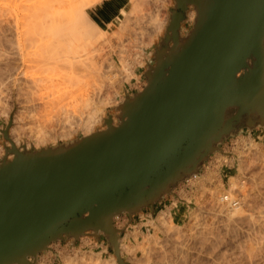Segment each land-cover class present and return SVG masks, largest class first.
Returning a JSON list of instances; mask_svg holds the SVG:
<instances>
[{
	"label": "water",
	"instance_id": "95a60500",
	"mask_svg": "<svg viewBox=\"0 0 264 264\" xmlns=\"http://www.w3.org/2000/svg\"><path fill=\"white\" fill-rule=\"evenodd\" d=\"M174 2L146 85L116 107V124L108 115L104 130L70 143L4 147L0 264H34L51 243L89 231L126 264L115 217L153 207L226 136L264 128V0Z\"/></svg>",
	"mask_w": 264,
	"mask_h": 264
},
{
	"label": "rangeland",
	"instance_id": "374dc122",
	"mask_svg": "<svg viewBox=\"0 0 264 264\" xmlns=\"http://www.w3.org/2000/svg\"><path fill=\"white\" fill-rule=\"evenodd\" d=\"M64 1L65 0H0V15L2 14L0 17L1 19L0 22L2 21L1 22L2 24H0V33H1L0 37L1 38L3 37L4 33L2 32H4L3 29H5L3 27L1 28V25H3L4 27H9L12 30V34L14 33L13 35H11V32L5 33V34H10L8 37H10V39L12 40L11 44L13 43L12 46L10 45L11 47L9 46L10 48L8 47L7 43H5L7 46L4 44V41H3L4 39L0 38V55H2L0 56V67H1L0 71L1 70L3 71V72L1 71L0 74L4 73V70H6L5 74L8 73L7 75L10 76L8 78L9 82L5 84L6 87L5 85L0 87V94H1V97H0V147L2 148V149L0 148V157L4 155V147H9L11 146L10 145L11 143L13 144L11 139L17 137L18 132H19L18 134L19 138L17 137V139L21 144L18 145L20 148L18 146L16 148L19 150H22V149L39 150L40 148H45L47 146L54 147L58 144L70 143L78 138L86 136L84 135L85 134L84 132H82L81 130H78L77 132L71 134L70 137H65V138L57 137L54 140L53 139L48 140L45 144L44 143L37 144L35 137L33 135V132L31 131L32 128H34V126L36 125L37 119L40 120L44 118V120L43 119L40 120L41 121L40 123L43 124V121H46L47 123L49 119H52L53 117L52 115L55 113V111L57 113L59 112L58 107L60 106H63L64 108H69L71 110V107L73 106L75 107L77 105L76 108L81 109L80 108L81 106H79L81 105L80 101L82 100V98L80 97L81 93H82L81 96L84 94L82 97L86 98L88 93H91L93 95L94 94L93 92L96 91L95 96L99 99L100 97L102 98L100 99L101 111L98 114L101 117L100 119L102 121L100 120V123L96 126L97 128L95 129V131L104 130L106 128L104 124V120L108 117V115H110L112 119L114 118V122L112 121V124L114 123L116 124L118 122L116 116L119 112L116 109V107L120 103H122L125 96H132L134 93L142 90L143 87L146 85V79L144 77V73L147 70L148 65L153 64L152 58L154 55V49L160 37L163 36L165 32V28L168 24L165 22V24H163L162 29L159 30L156 28L155 22L158 21L159 18H160L159 21L162 19H168L169 11L167 9V6L170 5L169 3L171 0L170 1L160 0L161 2L158 0H157L158 2H155V0H150V1L146 0L145 2L147 3L142 1L145 3L144 5L141 2L142 11H138L136 14L135 13L129 14L130 16L127 13L126 14L127 16L123 18V21L119 24V26H116L115 28L112 29V31L106 33L108 35L105 34L103 35V37L100 36L99 39H97V43L95 44L92 43L93 45L92 44L90 45L89 43H86V41H84V44H86V48L84 46V48H82V51H81V52H84L83 49H85L84 53L81 54L80 51L79 53H76L78 52L76 51L74 54L73 52L75 50L71 51L73 54L71 53L70 56L64 55L66 54L64 53L63 54L64 57L62 58L63 59L65 58L66 60L64 59L63 61V59L60 57V59L62 60V61H58V63L60 62V65L57 63L59 66L56 64L55 67H52L54 66L53 64H55L53 63V60H52V63H53L52 64L51 62H49V59L47 60V57H44L45 54L39 49L40 47L39 44L41 43L40 33L43 32L44 31L43 28L49 24L50 20L52 19L53 12L56 10V8L59 9L58 4L61 5L62 3H64ZM100 1L101 0H84L83 3L86 4L85 10L87 14L89 13L90 18H92V14L90 13V10L92 9L96 10L98 8L96 6L100 3ZM148 2L150 3L148 4ZM80 3H82V1ZM80 3H78V5ZM159 3H162V4H159ZM52 4H55V5L52 6ZM172 4H173V0H172ZM80 5H83V4H80ZM161 5H162V8H161ZM60 9L58 11H65V10H62L63 8L61 10ZM143 9L144 10L146 9V10L143 11ZM149 9L150 11H148ZM159 9L161 10L157 11ZM164 10L165 12L163 13L162 11ZM140 12H141V15H140ZM142 12H145V14ZM154 14L158 15V17H156V15ZM56 15L60 16L58 13H56ZM63 15H64V12H63ZM142 15H145V16H142ZM150 17H151V20L153 21V24L152 22H150L151 21ZM135 18L136 20H134ZM45 20H48V21L45 22ZM192 23H193L192 21L184 23V25L181 28L182 36H184L189 31V29L192 26ZM130 26H131V29L129 28ZM132 26H133V29H132ZM115 31H116V34L114 35ZM141 34L142 36H140ZM119 38H122V39H119ZM127 41L128 43H126ZM126 44H128L127 45L128 47L126 46ZM94 46H96L95 47L96 52H95V49L94 51L92 49ZM119 47L121 49H119ZM59 50H61L62 53L63 51H65V50H62V48H60ZM61 51H59V53ZM77 54H79V56ZM84 57H85L86 62H84L85 61L83 59ZM1 58L3 59V61ZM69 58H71V60H69ZM102 58L104 60H102ZM72 59H74L75 61ZM118 60L119 61L121 60L120 61L121 63ZM47 61L51 64H47ZM70 61H71V66L72 67L75 66L74 67L75 69H76L77 63L76 65L73 66V64H75L74 62H79V66L77 65L78 67H82L81 64L82 62H84L82 65H86L84 68L85 70H82L83 68L78 69V67H77L78 70L77 69L75 70L74 68L70 67L69 65ZM96 61L97 63L95 64L99 63L98 65H101L99 66L100 67L99 75H101L100 77L99 75L96 76L94 74L95 76H93L92 74L93 72V70H91L92 65H93L92 63ZM102 62L103 64H101ZM105 63H106V66H105ZM121 64L123 66H120ZM90 65H91V69L89 68ZM56 66H58V68ZM111 66H113V68H111ZM7 68L9 71L7 70ZM109 68H111L110 69L111 71H109ZM73 69L75 70V72H78L77 77H75L77 75L75 72L72 73L74 71ZM10 70L12 72H10ZM88 70H90V72ZM84 72L85 73L89 72V76L88 74H86L87 77L85 78ZM71 73L73 76L70 77ZM125 74H128V75H125ZM78 77L83 80V83L80 82L82 80H79ZM63 78H66V80ZM70 78H73V79L78 78L77 79L78 81L75 80L73 83V79H70ZM105 78H108V79H105ZM62 79L64 80V82ZM49 80L51 81L49 82ZM66 82H68L69 84ZM92 84H96V85H92ZM65 85L67 86V88L69 87L66 91H65V88H66ZM18 88L20 89L18 90ZM94 89L95 91H92ZM20 90L22 91V93L20 92ZM73 91H75L76 93L75 95H73L74 93ZM86 91H88V93ZM63 92H66V93H63ZM69 92L70 94H68ZM63 95H66V96H63ZM107 96L110 97V99ZM52 97H54L53 100H52ZM73 98L75 100L76 98H78L79 104H78V101L77 100L75 101ZM71 100H74L75 103L77 104L74 105V101H71ZM70 101H71V104H70ZM33 103H35L36 105L35 104L33 105ZM66 105H69V107H66ZM43 106H45V108ZM55 107L58 108V111L55 109ZM63 107H61V109ZM42 109H45L46 111L45 110L42 111ZM50 111L51 113H49L48 115V112ZM45 112L47 113V115ZM8 125L9 127H8L7 132H8L9 139L7 141L5 140L3 136V130L6 129ZM47 125H49V123ZM254 144H255V147H254ZM218 147H219V150H216L213 153H211L206 158V160L202 163V165L199 167L195 175L197 176L196 179L193 177H190L188 179H183L182 181H179L178 183L174 185V187L172 188L169 194L164 195L163 198L159 202H156L151 208L147 207L141 210L140 212L132 215L130 218L126 214H122L113 219V225L118 230L119 239H122L124 244L128 246L130 245L129 248L131 249L133 248V250L134 248H136L132 252V254L131 252L129 253V251H122V255L120 254V257L123 259V261L126 264H132V263L133 264H141V263L145 264L146 261L150 262V264L156 263L155 256L151 257V254H150L149 258L151 259L149 260L148 258L149 260L148 261L146 257L143 255V252L145 254V249L142 248V246L140 247L139 245H137L131 237H128V238L126 237L127 234H131V232L133 233L135 231H138L136 233L137 234L139 233L138 235L141 241L142 240L147 241L148 240L147 238L150 237L149 234L151 233L152 235L153 233L156 235L157 245L154 244V247L153 245H150V246H152V249L156 248L157 251L159 250L161 254L164 253L163 255L165 259L160 260V264H163V263L165 264H264V258H263L264 257V234H263L264 226L263 228L258 227L259 221L261 222L263 221L262 223L261 222L260 223L264 225V216H263L264 212H261V211H264L262 210L264 209V202H263L264 200L263 199L264 198V159H263L264 158V128L257 127L253 130L243 129L242 131L228 135L222 139V142L218 145ZM11 157H12L11 155L8 156L9 159ZM239 160L242 161L241 162L242 170L240 172V185H241V191L242 190L243 191L241 192L239 190V191L234 192L235 197H236L235 199L237 201L235 203L241 206L243 210L244 209L246 210L244 213L247 215V220L248 222L250 221V225L246 221L242 222V220H240V217L238 218V216H236L234 220H231L232 222L230 221L228 222V220L227 221L225 220L224 216L223 218H221L223 214L221 212H217L219 210H217L215 207L210 208L212 203H211V198L209 197L210 196L209 194L212 191L214 192V190L217 191L220 188L227 189L229 187L227 180L230 176H235L238 173L237 167L239 165ZM242 193H244L245 197ZM245 198L247 199L245 200ZM247 201H248V204H247ZM252 204L256 205V208L255 206H252ZM261 206L263 208H261ZM259 208H261L260 211H259ZM162 211H168L170 213L172 212L171 214H169L170 218L166 217L167 218L166 222L170 223L171 227H168L169 224L168 226L161 227L160 224L156 225L154 223L153 221L154 218H156L158 214H160V212ZM169 219H170V222H169ZM221 223L223 224L221 225ZM223 225H225L227 228ZM154 226H156L157 229ZM89 232H87L83 236H80L76 240L72 238H64V240L56 241L58 243L53 242L49 245L47 251H42L38 253L34 258L32 257L29 258V260L33 262L34 264H41V263L42 264H70V263L80 264L81 262L82 264H91L92 262H93L92 264H99L100 260L101 262L102 261L106 262V264H113L111 262L113 258L115 257V255L106 237L102 233H99L98 234L99 236L95 237L94 234L91 233V231ZM234 232L235 234H233ZM213 237L214 238L216 237L215 238L216 240ZM146 241L144 243L147 245L148 241L147 242ZM213 241L215 244L213 243ZM166 242H169V243H166ZM255 243L256 244L258 243V244L256 245ZM137 247H140V249L139 248L137 249ZM165 254H167L171 259ZM260 254H261V257H260ZM66 258L68 260H66ZM115 260L117 264V259ZM164 260L166 261L168 260V261L164 262ZM102 264H105V263H102ZM146 264H149V263H146Z\"/></svg>",
	"mask_w": 264,
	"mask_h": 264
},
{
	"label": "bare ground",
	"instance_id": "6f19581e",
	"mask_svg": "<svg viewBox=\"0 0 264 264\" xmlns=\"http://www.w3.org/2000/svg\"><path fill=\"white\" fill-rule=\"evenodd\" d=\"M82 1V3H80ZM78 0V1H76V0H68V1H64V3H62L61 5L60 4H58L59 5V7H58V5H57V7L60 9H62V10H65V11H58L59 9H57L56 8V10L53 12V15H52V19L50 20V22H49V24L47 25V26H45L44 28H43V32H41L40 33V40H41V43L39 44V49L45 54V56L44 57H47V60L49 59V62H51L52 63V60H53V63H55V64H53L54 66H52V67H55V65L58 63V61H62L61 59H60V57L62 58V57H64V55H68V56H70L71 55V51L73 50H75L73 53L75 54V52L76 51H78V52H76V53H79V51L81 52L82 51V48H84V46H85V48H86V44H84V41H86V43H89L90 45L92 44V43H97V39H99V37L100 36H102L103 37V35H105L106 33H108V32H110V31H112V29L113 28H115L116 26H119V24L123 21V18L125 17V16H127L126 14L128 13V15L129 14H136L138 11H142V4H144L145 5V3H147V2H145L146 0H101L100 1V3L96 6V7H98L97 9H96V11L95 12H97V14L99 15V16H101L102 18H103V20H105L106 21V26L105 25H103V23L102 22H97L96 21V19H95V17H94V15L92 14V18H90V15H89V13L87 14V12H86V10H85V6H86V4H84L83 2H84V0ZM142 1H144V2H142ZM147 1H150V0H147ZM158 1H160V0H158ZM157 0H155V2H158ZM168 1H170V0H168ZM141 2H142V4H141ZM154 2V3H155ZM161 2V1H160ZM78 3H80V4H83V5H78ZM150 2H148V4H149ZM153 3V4H154ZM164 3V2H163ZM157 4V3H156ZM159 4H162V3H159ZM158 4V5H159ZM166 4V3H165ZM170 5H168L167 6V9H168V11H169V13H168V19H162V20H160L159 21V19H158V21H156L155 22V26H156V28L157 29H162V27H163V24H165V22L166 23H168L169 22V18H170V10H171V8H173L174 6H175V2H174V0H173V4H172V0L170 1V3H169ZM55 4H52V6H54ZM143 5V6H144ZM141 6V7H140ZM155 6V5H154ZM160 6V5H159ZM157 7V6H156ZM145 8V7H144ZM147 8V7H146ZM155 8V7H154ZM160 8V7H159ZM161 8H162V5H161ZM60 9V10H61ZM156 9V8H155ZM155 9H154V11H155ZM146 10V9H145ZM144 9H143V11H145ZM161 9H159V10H157V11H160ZM163 10V9H162ZM148 11H150V9L148 10ZM62 12V13H61ZM63 12H64V15H63ZM163 13L165 12V10L164 11H162ZM1 13H2V11H1ZM56 13H58L60 16H58V15H56ZM68 13H69V15H68ZM91 13V12H90ZM142 13H144L145 14V12H142ZM150 13V12H149ZM153 13V12H152ZM159 13V12H158ZM162 13V14H163ZM96 14V15H97ZM151 14V13H150ZM157 14V13H156ZM156 14H154V15H156ZM161 14V13H160ZM2 15V14H1ZM1 15H0V17H1ZM140 15H141V12H140ZM152 15V14H151ZM130 16V15H129ZM137 16H139V15H137ZM142 16H145V15H142ZM141 16V17H142ZM136 17V16H135ZM149 17V16H148ZM155 17V16H154ZM156 17H158V15H156ZM194 17H195V14H194V11H193V9H188V13L186 14V20L188 21V22H193L194 23ZM144 18V17H143ZM143 18H142V20H143ZM146 19V18H145ZM1 20V19H0ZM128 20V19H127ZM134 20H136V18L134 19ZM133 20V21H134ZM139 20H141V19H139ZM150 20H151V17H150ZM167 20V21H166ZM4 21V20H3ZM46 21H48V20H45V22ZM126 21V20H125ZM129 21V20H128ZM2 22V21H1ZM0 22V24H2ZM44 22V23H45ZM150 22H152V24H153V21L151 20ZM129 23V22H128ZM192 23V24H193ZM168 25V24H167ZM183 25V24H182ZM5 28V29H3V31L4 32H2V33H4V35H3V41H4V44L5 43H7L8 44V47L11 45H13V43L11 44V42H12V40L10 39V37H8L10 34H5V33H9V32H11V35H13L12 34V30L9 28V27H4L3 25H1V28ZM137 27H138V25H137ZM127 28V27H126ZM130 29H131V26L129 27ZM140 28H142V27H140ZM116 29H118V28H116ZM122 29V28H121ZM124 29H125V27H124ZM132 29H133V26H132ZM149 29V28H148ZM164 29V28H163ZM17 30V29H16ZM15 31V30H14ZM13 31V32H14ZM117 31V30H116ZM116 31H115V33H114V35L116 34ZM137 31V30H136ZM134 32V31H133ZM138 32V31H137ZM118 33V32H117ZM143 33V32H142ZM149 33V32H148ZM1 34V33H0ZM15 34H16V32H15ZM121 34V33H120ZM129 34V33H128ZM130 34H132V33H130ZM140 34V33H139ZM152 34V33H151ZM106 35H108V34H106ZM111 35H112V33H111ZM124 35H125V33H124ZM164 35V34H163ZM2 36V35H1ZM140 36H142V34L140 35ZM155 36V35H154ZM110 37V36H109ZM113 37V36H112ZM123 37V36H122ZM1 38V37H0ZM1 38V39H2ZM117 38V37H116ZM151 38V37H150ZM101 39V38H100ZM103 39V38H102ZM119 39H122V38H119ZM83 42H82V41ZM131 40V39H130ZM141 40H143V39H141ZM15 41V40H14ZM13 41V42H14ZM99 41V40H98ZM109 41V40H108ZM107 41V42H108ZM81 42H82V44H81ZM119 42V41H118ZM122 42V41H121ZM146 42V41H145ZM125 43V42H124ZM126 43H128V41L126 42ZM134 43V42H133ZM142 43V42H141ZM116 44H118V43H116ZM6 45V44H5ZM93 45V44H92ZM124 45V44H123ZM128 44H126V46H127ZM131 45V44H130ZM135 45H136V43H135ZM144 45H146V44H144ZM7 46V45H6ZM10 46V47H11ZM83 46V47H82ZM9 47V48H10ZM69 47H71V48H69ZM95 47L96 46H94L92 49H93V51H94V49H95ZM128 47V46H127ZM136 47V46H135ZM60 48H62V50H65V51H63V53H62V51L61 50H59ZM70 49V50H69ZM106 49V48H105ZM119 49H121L120 47H119ZM123 49V48H122ZM69 50V51H68ZM84 50V52H85V49H83ZM103 50V49H102ZM59 51H61L60 53H59ZM122 51V50H121ZM120 51V52H121ZM129 51V50H128ZM70 52V53H69ZM84 52H81V54L82 53H84ZM95 52H96V49H95ZM99 52H101V51H99ZM98 52V53H99ZM123 52V51H122ZM64 53H66V54H64ZM69 53V54H68ZM72 53V54H73ZM139 53H141V52H139ZM3 54H4V52H3ZM47 54V55H46ZM64 54V55H63ZM80 54V55H81ZM101 54V53H100ZM119 54H121V53H119ZM137 54V53H136ZM63 55V56H62ZM78 56H79V54H77ZM141 55V54H140ZM0 56H2V55H0ZM84 56V55H83ZM97 56V55H96ZM105 56V55H104ZM120 56V55H119ZM132 56V55H131ZM4 57V56H3ZM67 57V56H66ZM73 57H74V55H73ZM98 57H99V55H98ZM117 57V56H116ZM6 58H8V57H6ZM68 58V57H67ZM79 58V57H78ZM82 58V57H81ZM95 58V57H94ZM101 58V57H100ZM103 58H105V57H103ZM102 58V60H104ZM119 58V57H118ZM121 58V57H120ZM133 58V57H132ZM142 58V57H141ZM2 59V58H1ZM63 59V58H62ZM65 59V58H64ZM64 59H63V61H64ZM84 60H85V57L83 58ZM51 60V61H50ZM66 60V59H65ZM69 60H71V58H69ZM72 60H74V59H72ZM80 60H82V59H80ZM79 60V61H80ZM106 60V59H105ZM124 60V59H123ZM122 60V61H123ZM138 60V59H137ZM2 61H3V59H2ZM75 61V60H74ZM76 61H78V60H76ZM101 61V60H100ZM108 61V60H107ZM119 61V60H118ZM121 61V60H120ZM119 61V62H120ZM125 61V60H124ZM48 61H47V64H51V63H49ZM68 62V61H67ZM73 62V61H72ZM84 62H86V60L84 61ZM84 62H82V64L84 63ZM109 62V61H108ZM143 62V61H142ZM8 63V62H7ZM61 63H63V62H61ZM75 64H73V66L74 65H76V63H77V65L79 66V62H74ZM95 63H97V61L96 62H93L91 65H92V69H91V65H90V67L89 66H87V67H89L91 70H93V72H92V74H93V76H98L99 74H100V67L99 66H101V65H98V64H95ZM121 63V62H120ZM59 65H60V62L58 63ZM57 64V65H58ZM81 64V63H80ZM81 64V66L82 67H78L77 65H76V69H77V67H78V69L80 68H83L82 70H85L84 68H85V66L86 65H82ZM86 64H88V63H86ZM101 64H103V62L101 63ZM110 64V63H109ZM140 64V63H139ZM4 65V64H3ZM58 65V66H59ZM69 65H70V67H72L71 66V61H70V63H69ZM125 65V64H124ZM5 66V65H4ZM58 66H56L57 68H58ZM65 66H66V64H65ZM105 66H106V63H105ZM108 66V65H107ZM120 66H123L122 64L120 65ZM75 67V66H74ZM74 67H72V68H74ZM1 68V67H0ZM60 68V67H59ZM62 68V67H61ZM111 68H113V66H111ZM111 68H109V71H111L110 69ZM64 69V68H63ZM75 69V68H74ZM73 69V70H74ZM75 69V70H76ZM77 69V70H78ZM86 69H88V68H86ZM7 70H8V68H7ZM75 70L72 72V73H74L75 72ZM117 70V69H116ZM119 70V69H118ZM2 71V70H1ZM1 71H0V73H1ZM9 71V70H8ZM71 71H72V69H71ZM70 71V72H71ZM80 71V70H79ZM87 71V70H86ZM85 71V72H86ZM89 72H90V70H88ZM120 71V70H119ZM124 71V70H123ZM3 72V71H2ZM10 72H12L11 70H10ZM84 72V73H85ZM89 72H87V73H85V75L86 74H88V76H89ZM6 73V70H4V73H2V74H0V87L1 86H3V85H5L6 83H8L9 81V77L10 76H8L7 74H5ZM72 73H71V75H70V77L71 76H73L72 75ZM76 74L78 73V72H75ZM79 73H81V72H79ZM84 73H83V75H84ZM102 73V72H101ZM116 73V72H115ZM130 73V72H129ZM13 74V73H12ZM95 74V75H94ZM104 74V73H103ZM80 75V74H79ZM83 75H81V76H83ZM84 75V77L86 78L87 77V75L85 76ZM125 75H128V74H125ZM78 76V74L75 76V77H77ZM80 76V77H81ZM101 75H99V77H100ZM91 77V76H90ZM110 77H112V76H110ZM117 77V76H116ZM128 77V76H127ZM74 78V77H73ZM73 78H70V79H73ZM79 78V77H78ZM78 78H76V79H73V83H74V81L75 80H77ZM93 78V77H92ZM91 78V79H92ZM63 79H65L66 80V78H63ZM62 79V80H63ZM70 79H69V81H70ZM88 79V78H87ZM90 79V80H91ZM100 79V78H99ZM105 79H108V78H105ZM111 79V78H110ZM79 80H82V79H80L79 78ZM89 80V79H88ZM95 80V79H94ZM101 80V79H100ZM51 80H49V82H50ZM58 81V80H57ZM68 81V80H67ZM78 81V80H77ZM98 81V80H97ZM111 81V80H110ZM11 82V81H10ZM63 82H64V80H63ZM80 82H82L83 83V80L82 81H80ZM94 82V81H93ZM54 83V82H53ZM57 83V82H56ZM55 83V84H56ZM66 83H68V82H66ZM71 83V82H70ZM86 83H88V82H86ZM95 83H97V82H95ZM101 83V82H100ZM69 84V83H68ZM99 84V83H98ZM103 84V83H102ZM102 84H100V85H102ZM67 85V84H66ZM65 85V86H66ZM87 85V84H86ZM89 85H90V83H89ZM92 85H96V84H92ZM91 85V86H92ZM53 86V85H52ZM57 86V85H56ZM85 86V85H84ZM88 86V85H87ZM5 87H6V85H5ZM54 87V86H53ZM58 87H60V86H58ZM86 87V86H85ZM89 87V86H88ZM103 87V86H102ZM104 87H105V85H104ZM113 87V86H112ZM3 88V87H2ZM7 88H9V87H7ZM63 88H64V86H63ZM69 88V87H68ZM67 88V86H66V88H65V91L68 89ZM87 88V87H86ZM96 88H97V86H96ZM95 88V89H96ZM101 88V87H100ZM109 88V87H108ZM114 88V87H113ZM20 88H18V90H19ZM95 89L94 90H92V91H95ZM4 90H6V89H4ZM70 90H72V89H70ZM87 90V89H86ZM89 90V89H88ZM107 90V89H106ZM2 91V90H1ZM25 91V90H24ZM20 92L22 93V91L20 90ZM27 92V91H26ZM74 93H73V95H75L76 93H75V91H73ZM79 92V91H78ZM87 93H88V91H86ZM28 93V92H27ZM63 93H66V92H63ZM94 94L92 95L91 93H88L87 94V97L86 98H83L82 96L84 95H82L81 96V94H80V97L82 98V100H81V98H80V100L82 101H80V104L81 105H79V106H81L80 108L81 109H77L76 107H77V103H75V101L77 100H79L78 98H76V100L74 101V100H71V101H74V105H76L75 107L73 106V104H72V106L74 107H71V110L69 109V108H64L63 106H60V107H58L59 108V112L57 113L56 111H55V113L52 115L53 117H52V119H49V121L46 123V121H43V124L42 123H40L41 121L40 120H44V118H42V119H40L41 117H43V116H41L39 119L40 120H38L37 119V123H36V125L34 126V128H32V132H33V135H34V137H35V140H36V143L38 144H45L48 140H50V139H55V138H57V137H63V138H65V137H70L71 136V134H73V133H75V132H77L78 130H81L82 132H84L85 134L84 135H88V134H91V133H94L95 132V129L97 128L96 126L100 123V116L98 115L99 114V112L101 111V104H100V99H102L101 97H100V99L99 98H97L96 96H95V93H96V91L95 92H93ZM103 93V92H102ZM109 93V92H108ZM113 93V92H112ZM5 94V93H4ZM31 94V93H30ZM68 94H70V92L68 93ZM98 94H99V92H98ZM29 95V94H28ZM67 95V94H66ZM66 95H63V96H66ZM109 95V94H108ZM21 96V95H20ZM0 97H1V94H0ZM73 97V96H72ZM77 97V96H76ZM108 97V96H107ZM106 97V98H107ZM35 98V97H34ZM53 98L54 97H52V100H53ZM56 98V97H55ZM59 98V97H58ZM69 98H70V96H69ZM109 99H110V97H108ZM4 99V98H3ZM2 99V100H3ZM52 100H51V102H52ZM107 100V99H106ZM56 101V100H55ZM71 101H70V104H71ZM101 101H103V100H101ZM58 102V101H57ZM25 103V102H24ZM40 103V102H39ZM48 103V102H47ZM53 103H54V101H53ZM102 103V102H101ZM35 103H33V105H34ZM45 104V103H44ZM58 104V103H57ZM66 104V103H65ZM64 104V105H65ZM69 104V105H70ZM78 104H79V101H78ZM99 104H100V106H99ZM36 105V104H35ZM40 105V104H39ZM46 105V104H45ZM49 105V104H48ZM52 105V104H51ZM69 105H66V107H69ZM103 105V104H102ZM105 105V104H104ZM30 106V105H29ZM47 106V105H46ZM71 106V105H70ZM78 106V107H79ZM8 107V106H7ZM36 107V106H35ZM39 107V106H38ZM41 107V106H40ZM44 108H45V106H43ZM48 107V106H47ZM51 107V106H50ZM49 107V108H50ZM54 107V106H53ZM61 107H63L62 109H61ZM58 108H56L55 107V109L58 111ZM73 108V109H72ZM76 108V109H75ZM7 110V109H6ZM35 110V109H34ZM43 110H45V109H42V111ZM53 110V109H52ZM37 111V110H36ZM46 111V110H45ZM35 112V111H34ZM38 112V111H37ZM40 112H41V110H40ZM31 113H32V111H31ZM44 113V112H43ZM46 113V112H45ZM49 113H51V111L50 112H48V115H49ZM36 114V113H35ZM41 114V113H40ZM43 115V114H42ZM45 115V114H44ZM46 115H47V113H46ZM112 118V117H111ZM102 121V120H101ZM112 121L114 122V118L112 119ZM49 123V125H47ZM115 124V123H114ZM49 126V127H48ZM14 127H15V125H14ZM20 127V126H19ZM105 127V126H104ZM12 129V128H11ZM22 132V131H21ZM17 133V132H16ZM28 133H30V132H28ZM11 134V133H10ZM18 134H19V132H18ZM17 134V137L19 136ZM21 135V134H20ZM32 135V136H33ZM16 136V135H15ZM31 136V137H32ZM17 137H15V138H12L11 139V141L13 142V145H14V147L16 148L19 144H21L19 141H18V139H17ZM19 138V137H18ZM250 141V140H249ZM54 142V141H53ZM7 143V142H6ZM256 144V143H255ZM255 144H254V147H255ZM252 145V144H251ZM19 147V146H18ZM1 148V147H0ZM20 148V147H19ZM2 149V148H1ZM17 149V148H16ZM18 150V149H17ZM19 151V150H18ZM240 154V153H239ZM255 156V155H254ZM256 157V156H255ZM231 159V158H230ZM245 159V158H244ZM256 159V158H255ZM259 159V158H258ZM264 159V158H263ZM262 159V160H263ZM241 160V159H240ZM239 160V165H238V163H237V165H238V167H237V171H238V173L235 175V176H230L229 178H228V188L226 189V188H220L219 190H217V191H215L214 190V192L212 191L208 196L211 198V206H210V208L212 207V208H216L217 210H219V211H217V212H221L223 215H222V217L221 218H223V216H224V218H225V220L227 221L228 220V222L230 221V222H232L231 220H234V218L236 217V216H238V218L240 217V220H242V222H248V220H247V215L244 213L246 210L244 209L243 210V208L241 207V206H239L238 204H236L235 202H237L236 201V197H235V194H234V192H236V191H241V185H240V172H241V170H242V168H241V166H242V161H240ZM228 166V165H227ZM193 178H197V176H192ZM201 179V178H200ZM205 182V181H204ZM243 184V183H242ZM199 186V185H198ZM189 187V186H188ZM243 188V187H242ZM218 189V188H217ZM243 191V190H242ZM241 191V192H242ZM240 192V193H241ZM263 193V192H262ZM243 195H244V193H242ZM179 195V194H178ZM260 196V195H259ZM244 197H245V195H244ZM189 199V198H188ZM247 198H245V200H246ZM264 199V198H263ZM262 199V200H263ZM186 200V199H185ZM194 200V199H193ZM208 200H210V199H208ZM244 200V199H243ZM242 200V201H243ZM251 200V199H250ZM255 200V199H254ZM249 201V200H248ZM248 201H247V204H248ZM246 202V201H245ZM245 202H244V204H245ZM254 202V201H253ZM260 202V201H259ZM262 202V201H261ZM263 202H264V200H263ZM207 203V202H206ZM252 203V202H251ZM255 204V203H254ZM254 204H252V206H255V208H256V205H254ZM236 205H238V206H236ZM263 206V205H262ZM261 206V208H263ZM249 207V206H248ZM258 207V206H257ZM261 208H259V211H260V209ZM168 209V208H167ZM172 210V209H171ZM211 210V209H210ZM249 210H250V208H249ZM248 210V211H249ZM256 210V209H255ZM258 210V209H257ZM262 210H264V209H262ZM175 212V211H174ZM253 212H255V211H253ZM261 212H264V211H261ZM172 213V212H171ZM170 212H168V211H162V212H160V214H158V216L156 217V218H154V223L157 225V224H160L161 225V227H163V226H168V224H169V226L168 227H171L170 226V223H168V222H166V217H169V214H171ZM220 213V214H221ZM252 213V212H251ZM258 213V212H257ZM260 213V212H259ZM193 214V213H192ZM254 214V213H253ZM175 215V214H174ZM173 215V216H174ZM219 215V214H218ZM259 215V214H258ZM261 215V214H260ZM195 216V215H194ZM257 216V215H256ZM263 216H264V214H263ZM213 217V216H212ZM250 217H252V216H250ZM260 217V216H259ZM170 218V217H169ZM237 218V219H238ZM257 218V217H256ZM251 219V218H250ZM195 220V219H194ZM218 220V219H217ZM222 220V219H221ZM252 220V219H251ZM259 220V219H258ZM261 220V219H260ZM256 221H257V219H256ZM169 222H170V219H169ZM237 222V221H236ZM252 222H254V221H252ZM251 222V223H252ZM261 221H259V223H260ZM263 222V221H262ZM261 222V223H262ZM225 223V222H224ZM249 223V225H250V221L248 222ZM247 223V224H248ZM256 223V222H255ZM255 223H254V225H255ZM258 223V222H257ZM258 223V227L259 228H263V224H259ZM223 223H221V225H222ZM231 224V223H230ZM243 224V223H242ZM241 224V225H242ZM226 225V224H225ZM225 225H223V226H225ZM252 225V224H251ZM257 225V224H256ZM154 227H156V226H154ZM168 227H166V228H168ZM226 227V226H225ZM250 227V226H249ZM253 227V226H252ZM255 227V226H254ZM165 228V227H164ZM173 228H175V227H173ZM177 228V227H176ZM227 228V227H226ZM229 228V227H228ZM232 228V227H231ZM154 229V228H153ZM156 229H157V227H156ZM170 229V228H169ZM251 229V228H250ZM163 230V229H162ZM168 230V229H167ZM171 230H172V228H171ZM160 231V230H159ZM170 231V230H169ZM227 231V230H226ZM232 231V230H231ZM233 231H234V229H233ZM136 232H138V231H135V232H131V234H127L126 235V237L128 238V237H131L133 240H134V242L137 244V245H139L140 247L142 246V248H144L145 249V254H144V252H143V255L146 257V259L148 260V258H149V256H150V254H151V257H153V256H155V259H156V263L155 264H160V260H163V259H165V257H164V253L163 254H161V252H159V250L157 251L156 250V248H153L152 249V246H150V245H153V247H154V244H156L157 243V237H156V235L153 233V235H152V233L151 234H149L150 235V237H146L148 240V242L146 241V240H140L139 239V233L137 234ZM164 232V231H163ZM167 232V231H166ZM260 232V231H259ZM90 233V232H89ZM92 233V232H91ZM141 233V232H140ZM165 233V232H164ZM212 233V232H211ZM217 233V232H216ZM219 233V232H218ZM233 234H235V232L233 233ZM259 234V233H258ZM264 234V233H263ZM171 235V234H170ZM169 235V236H170ZM261 235V234H260ZM169 236H168V238H169ZM217 236V235H216ZM171 237V236H170ZM201 237V236H200ZM255 237V236H254ZM258 237V236H257ZM165 238V237H164ZM203 238V237H202ZM206 238V237H205ZM214 238V237H213ZM216 238V237H215ZM214 238V239H215ZM261 238H263V237H261ZM124 239V238H123ZM199 239V238H198ZM221 239V238H220ZM67 240V239H66ZM70 240V239H69ZM84 240V239H83ZM83 240H82V242H83ZM140 240V241H139ZM201 240V239H200ZM213 240V239H212ZM216 240V239H215ZM218 240V239H217ZM262 240V239H261ZM147 242V245L144 243V242ZM165 241V240H164ZM198 241V240H197ZM216 242V241H215ZM218 242V241H217ZM257 242V241H256ZM56 243H58V242H56ZM161 243V242H160ZM159 243V244H160ZM166 243H169V242H166ZM208 243V242H207ZM213 243H214V241H213ZM261 243H263V242H261ZM177 244V243H176ZM215 244V243H214ZM253 244V243H252ZM256 244V243H255ZM258 244V243H257ZM256 244V245H257ZM157 245V244H156ZM166 245V244H165ZM168 245V244H167ZM206 245V244H205ZM130 246V245H129ZM129 246L128 245H126V244H124V242H123V240L122 239H119L118 240V250H119V254H121L122 255V251H129V253L131 252V254H132V252L136 249V248H134V250H133V248L131 249V248H129ZM179 246H180V244H179ZM253 246V245H252ZM49 247V246H48ZM134 247V246H133ZM140 247H137V249L139 248L140 249ZM171 247V246H170ZM207 247V246H206ZM212 247V246H211ZM141 248V249H142ZM161 248V247H160ZM179 248V247H178ZM208 248V247H207ZM250 248V247H249ZM253 248V247H252ZM143 249V250H144ZM212 249V248H211ZM257 249V248H256ZM261 249V248H260ZM259 249V250H260ZM104 250V249H103ZM210 250V249H209ZM250 250V249H249ZM212 251V250H211ZM251 251V250H250ZM254 251V250H253ZM150 252V253H149ZM167 252V251H166ZM177 252H178V250H177ZM200 252V251H199ZM219 252H220V250H219ZM263 252V251H262ZM84 253V252H83ZM92 253V252H91ZM99 253V252H98ZM176 253V252H175ZM180 253H181V251H180ZM205 253V252H204ZM214 253V252H213ZM260 253V252H259ZM75 254V253H74ZM82 254V253H81ZM149 254V255H148ZM172 254V253H171ZM183 254V253H182ZM256 254V253H255ZM85 255V254H84ZM165 255H167V254H165ZM217 255V254H216ZM134 256V255H133ZM168 256V255H167ZM171 256V255H170ZM188 256V255H187ZM223 256V255H222ZM255 256V255H254ZM254 256H253V258H254ZM68 257V256H67ZM169 257V256H168ZM203 257H205V256H203ZM209 257V256H208ZM217 257V256H216ZM226 257V256H225ZM260 257H261V254H260ZM259 257V258H260ZM91 258V257H90ZM133 258V257H132ZM170 258V257H169ZM179 258V257H178ZM177 258V259H178ZM182 258V257H181ZM201 258V257H200ZM212 258V257H211ZM215 258V257H214ZM258 258V257H257ZM264 258V257H263ZM262 258V259H263ZM97 259V258H96ZM116 257H114L113 258V260H112V262L111 263H113V264H116ZM134 259V258H133ZM151 258H149V260H150ZM154 259V258H153ZM166 259H168V258H166ZM171 259V258H170ZM183 259V258H182ZM252 259V258H251ZM66 260H68L67 258H66ZM65 260V261H66ZM99 260V259H98ZM136 260V259H135ZM140 260V259H139ZM148 260V261H149ZM179 260V259H178ZM185 260V259H184ZM215 260V259H214ZM253 260V259H252ZM109 261V260H108ZM137 261V260H136ZM159 261V262H158ZM166 260H164V262H165ZM168 261V260H167ZM166 261V262H167ZM172 261V260H171ZM221 261V260H220ZM225 261V260H224ZM250 261V260H249ZM63 262V261H62ZM68 262V261H67ZM89 262H91V261H89ZM132 262V261H131ZM140 262H142V261H140ZM163 262V261H162ZM183 262V261H182ZM205 262V261H204ZM203 262V263H204ZM93 263V262H92ZM91 263V264H92ZM102 263H105L106 264V262H101V260H100V263L99 264H102ZM146 263H149L150 264V262H147L146 261ZM145 263V264H146ZM151 263H153V262H151ZM42 264V263H41ZM71 264V263H70ZM80 264H82V262L80 263ZM118 264V263H117ZM133 264V263H132ZM142 264V263H141ZM163 264H165V263H163Z\"/></svg>",
	"mask_w": 264,
	"mask_h": 264
},
{
	"label": "crops",
	"instance_id": "0c3cea01",
	"mask_svg": "<svg viewBox=\"0 0 264 264\" xmlns=\"http://www.w3.org/2000/svg\"><path fill=\"white\" fill-rule=\"evenodd\" d=\"M189 10L190 9H193V7L191 6V5H189ZM96 10L95 9H92V10H90V12H91V14H93L94 15V17H95V19H96V21L97 22H102L103 23V25H105L106 24V21L105 20H103V18L101 17V16H99L98 14H97V12H95ZM187 13H188V11H187ZM97 14V15H96ZM186 22H188L187 20H186V18H185V20L182 22V24L184 25V23H186ZM181 24V28H182V25ZM193 25V24H192ZM106 26V25H105ZM192 27V26H191ZM163 37V36H162ZM162 37H160V39H159V41H158V43H157V45H156V47L159 45V43H160V40H161V38ZM155 50V49H154ZM141 91V90H140ZM3 157V155L0 157V159ZM161 204V203H160ZM157 206V205H156ZM155 206V207H156ZM138 217H139V215H138Z\"/></svg>",
	"mask_w": 264,
	"mask_h": 264
}]
</instances>
